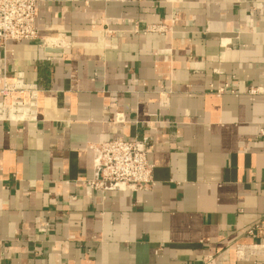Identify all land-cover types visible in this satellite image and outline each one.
<instances>
[{
	"label": "crops",
	"instance_id": "1",
	"mask_svg": "<svg viewBox=\"0 0 264 264\" xmlns=\"http://www.w3.org/2000/svg\"><path fill=\"white\" fill-rule=\"evenodd\" d=\"M37 25L52 48L0 47L41 89L0 122V264H264V0H41ZM144 135L154 187L89 195L90 144Z\"/></svg>",
	"mask_w": 264,
	"mask_h": 264
},
{
	"label": "built area",
	"instance_id": "2",
	"mask_svg": "<svg viewBox=\"0 0 264 264\" xmlns=\"http://www.w3.org/2000/svg\"><path fill=\"white\" fill-rule=\"evenodd\" d=\"M41 0H0V47L6 51L11 42L36 41L52 48L50 39L43 37L37 25V7ZM153 25L151 30H163ZM224 92V88H219ZM259 89H251L256 93ZM38 84L25 78L23 72L9 76L0 72V122L13 124L37 120ZM264 136V124L260 129ZM150 135L127 139H103L90 144L94 155L93 177L82 182L87 193L101 191L151 190L155 185L153 164L149 160ZM73 199H76L73 196Z\"/></svg>",
	"mask_w": 264,
	"mask_h": 264
}]
</instances>
